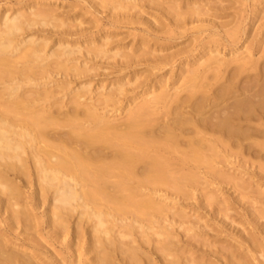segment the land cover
<instances>
[{"label":"bare ground","instance_id":"obj_1","mask_svg":"<svg viewBox=\"0 0 264 264\" xmlns=\"http://www.w3.org/2000/svg\"><path fill=\"white\" fill-rule=\"evenodd\" d=\"M90 1L99 8L116 0ZM116 2V9L126 6ZM25 7L9 6L0 12V201L2 211L9 212L5 231L0 230V264H42L20 244L13 249L8 244L7 227L27 230L25 223L34 208L25 195L27 201L22 203L24 189L20 183L33 180L37 185L34 199L53 193V206L48 211L49 217L56 216L49 220L55 231H70L69 217L75 211L91 221L87 236L82 220L74 228L75 235L83 240L84 250L79 253L82 264H115L120 254L132 264H264V230L257 221L264 217L263 209L251 210L253 230L232 235L237 244L230 239V243L213 246L216 248L208 247L206 240L202 241L206 249L177 246L178 239L173 238L169 225L160 223L175 207L174 214L184 220L186 215L177 206L176 197H189L201 188L203 171L248 187L217 164L243 153L249 158L256 145L264 148V54L252 57L246 53L251 44L245 43L233 48L230 57L221 55L219 48H208L196 67L184 77L180 75L181 87L148 88L140 100L139 92L133 91L131 103L126 102L124 115L118 117L108 108L117 100L112 91L89 96L86 87H74L66 92L69 82L59 83L55 78L57 73L78 76L90 70L70 56L102 57L108 50L106 43L70 48L75 40L68 38L67 29L58 35L60 38L57 36L55 43L60 49L49 51V33L36 32L39 38L24 34L53 25V10L31 4ZM118 14H113V20L126 17ZM241 30L238 27L227 34L238 41ZM217 31L215 36L221 35ZM259 47L264 49V44ZM159 57L152 62L154 68L169 61L166 56V60ZM125 85L117 90L123 93ZM259 167L264 171V163ZM12 176L19 177L20 183L11 180ZM163 191L176 197L166 202L161 197ZM204 194L209 204H232L228 196L221 201L216 191ZM251 197L264 198V192L259 189ZM127 214L133 215L129 221ZM158 223L163 228L157 231ZM117 226L124 229L118 231ZM139 229L143 240L134 237ZM152 233L163 237L155 241ZM27 239L25 235L22 243ZM142 241L152 244L150 255L142 250Z\"/></svg>","mask_w":264,"mask_h":264},{"label":"rangeland","instance_id":"obj_2","mask_svg":"<svg viewBox=\"0 0 264 264\" xmlns=\"http://www.w3.org/2000/svg\"><path fill=\"white\" fill-rule=\"evenodd\" d=\"M115 2L107 4V7L98 8L91 6L90 0H0V12L9 6L23 9L24 5L27 7L30 4L31 6L36 5L53 10L56 18L52 22L53 25L39 26L43 29L36 27L24 34L27 35V38L31 36L34 38L38 36L39 38L38 33L40 31V33L43 30L46 32L43 33H49L47 35H50L49 51L60 49L61 46L55 43L56 39L60 38L58 35L67 29H69L68 38L75 40L68 45L70 48L72 45L73 48H77L79 44L82 48H89L106 43L105 47L108 50L102 57L91 59V57L82 54L70 56L74 62H82V64L91 68L90 70L78 76H65L57 73L55 78L59 83L60 81L62 83L64 81L69 82V88H65V91H70L74 87H86V94L89 96L99 95L98 91H103L106 94L112 91L110 93L114 94L113 96L117 100L112 106L108 105V108L111 113H118V117L124 115L126 102L131 101L133 91L134 93L139 92L137 94H139L140 100L146 96L143 92L148 88L159 90L162 86L170 89L175 88V86L181 87V79L187 74L186 71L188 72L196 67L197 62L206 57L204 54L209 50L208 48H219L221 55L230 57L233 48L242 47L245 43L246 45L251 44L250 50L246 53L252 54V57L257 58L264 54V49L260 50L259 47V44H262V46L264 44V0H118V2H123L126 5L121 9H116L117 2L116 4ZM197 12L201 13L195 14ZM112 13H119L117 17H123V15L126 17H123L121 21H115ZM98 19H100V22ZM95 20H98L97 23ZM238 27L243 31H240L239 40L233 41L227 33L229 30ZM214 30H218L217 32L221 35L216 34L215 36ZM170 36L173 38L169 39ZM217 38L219 43L216 42ZM247 38L248 40L245 42ZM156 56L161 58L166 56L169 61H166L167 64L164 63L165 65H162L161 68H154L152 62L157 58ZM87 59L91 60L87 61ZM211 74L210 77L213 75ZM180 75L183 77H180ZM120 83H125V87L127 86L126 88L129 91L125 90L121 93L117 90L121 85ZM65 91L62 92L65 94ZM116 91H119V93ZM60 93L59 95H63V93ZM181 93L185 94L186 90ZM136 100L139 101L138 98ZM114 108L117 110L115 111ZM245 155L246 153H243L236 159L221 160L217 166L225 171L228 176L236 175L241 178L243 183L248 184L247 188L237 186L230 180L223 181V179L214 177L210 172L203 171L202 187L194 190L189 197H176L170 191L161 192L162 196H160L166 202H170L173 197H176L180 204H177V206L186 215L185 218H182L185 221H182L174 214L175 207L169 213H166L160 222L163 225H169L173 238L178 239L177 246L181 247L184 244L182 247L189 245V247L193 246L192 248L206 249L211 246H222L230 243L231 240L237 244L238 241L232 238L233 234L238 235L241 231L246 233L251 229L253 230L251 210L263 209L264 211V198L254 200L251 197V194H255V191L259 189L264 192V171L259 167L260 163H264V148H259L256 145L249 158H245ZM14 177L12 176L11 180L21 181L19 177ZM20 184L24 189H22V196L27 197L29 206L34 208V212L28 220L26 219L27 223L23 220V223L27 224V230L21 229L22 227H7L10 230L8 244L11 245V249L20 244L21 249H25L29 254L37 255L42 264H82L83 261L79 260V253L84 250L83 240L80 236L75 235L74 228L82 220L87 236L92 230L91 221L80 218L78 216L80 213L75 211L69 217L70 231H58V233L49 224V220L56 218V216L49 217L50 212L48 211L53 206V193L49 192L40 199H34L37 188L34 180L28 183L21 182ZM208 190L216 191L221 201L228 196L232 200V204L224 206L223 201L219 205L207 203L204 199V193ZM165 196L168 198H165ZM25 197L24 202L22 201L23 204L27 201H25ZM19 203L21 204V201ZM0 205L2 206L1 201ZM222 208L227 209L217 211ZM0 210L5 209L2 206ZM8 215L7 210L2 211L0 214V230L5 231L7 226H5V222ZM128 216H126L127 221L133 217L132 214ZM257 221L261 229L264 230V217L259 218ZM216 226L218 230H215ZM115 228L116 230L118 228L119 230L124 229L121 226ZM159 228L162 229L163 227H160L158 223L155 225V230L158 231ZM21 230H23V234L20 233ZM24 234L28 236V239L22 243L25 237ZM134 237L143 240L140 229L136 231ZM151 237L157 241L163 236L152 233ZM79 240H82L81 244ZM203 240L209 241L210 245L207 247L202 243ZM237 249L238 251L242 250V248ZM142 250L145 254L150 255L153 252L151 251L153 250L152 244L144 242ZM85 256H90V253H86ZM154 256L156 259L159 258L158 254ZM118 257L120 264H132L124 259L123 254L118 255ZM121 258L124 259V262ZM260 258L263 257L260 256ZM118 260L115 264H119L117 263ZM160 261L159 263H162Z\"/></svg>","mask_w":264,"mask_h":264}]
</instances>
